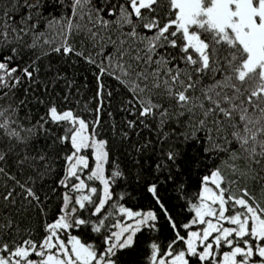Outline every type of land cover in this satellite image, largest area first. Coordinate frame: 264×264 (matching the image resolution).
<instances>
[{
    "label": "snow or ice",
    "instance_id": "snow-or-ice-1",
    "mask_svg": "<svg viewBox=\"0 0 264 264\" xmlns=\"http://www.w3.org/2000/svg\"><path fill=\"white\" fill-rule=\"evenodd\" d=\"M143 235L140 264H264V0H0V264Z\"/></svg>",
    "mask_w": 264,
    "mask_h": 264
},
{
    "label": "trees",
    "instance_id": "trees-1",
    "mask_svg": "<svg viewBox=\"0 0 264 264\" xmlns=\"http://www.w3.org/2000/svg\"><path fill=\"white\" fill-rule=\"evenodd\" d=\"M90 95V93H89ZM196 185L194 178H191L189 181V193H195L196 191ZM134 195L136 196V200L134 202H130L129 206H136V207H143L147 208L151 206V197L144 191L143 188H138L134 191ZM176 193L171 191V186L162 187L161 189V196L165 200L166 204L170 207V210L172 211V214L174 216H177L179 219L185 218V213L180 207H174V205L183 204V200L177 201L176 199ZM161 222L163 225L161 238L167 237L169 235L167 230V225L164 223L163 218L161 217ZM87 238V236H85ZM147 235H143L139 237V243L137 244V247L133 250H130L128 252L122 253V258L124 261V264H140V261L142 260L144 254H145V248L144 243L147 240Z\"/></svg>",
    "mask_w": 264,
    "mask_h": 264
}]
</instances>
